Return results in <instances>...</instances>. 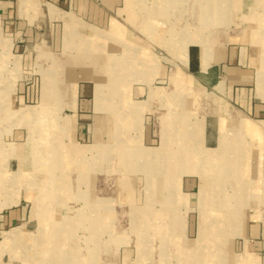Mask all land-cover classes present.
<instances>
[{
	"label": "rangeland",
	"instance_id": "obj_1",
	"mask_svg": "<svg viewBox=\"0 0 264 264\" xmlns=\"http://www.w3.org/2000/svg\"><path fill=\"white\" fill-rule=\"evenodd\" d=\"M85 7L80 6L84 10ZM103 7L111 10L113 21L121 31L116 36L112 30L100 33L102 39L99 40L106 39L109 46H118V51L124 50L123 45L144 47L158 60V68L164 65L160 69L169 76L174 71L180 72L182 67L179 58L176 62L171 58L166 70L167 55L163 51L166 35L169 39L172 37L178 56L186 64L189 47L205 44L185 40L188 35L194 39L202 36L204 38L200 39L226 50L238 48L239 71H246L251 78V84L244 88L251 90V100L256 93V100L264 103V51L256 50L259 47L254 44L260 37L259 45H264V0H143L134 6L100 5L101 9ZM59 8L44 4L40 12L51 23L75 22L78 18L79 30L87 35V19L77 17L76 12L68 15L69 11ZM37 55L32 51L16 70L10 63L2 64L0 51V91L5 88V81L16 78L18 90L24 87L27 94L28 89L36 90L35 82L40 77L53 75L50 64L40 61ZM245 63L251 69L244 67ZM207 67L205 65V70ZM228 67L229 63L222 65L220 72H214L209 79L227 82L231 73ZM151 70L159 71L157 68ZM82 72L86 70L79 69L80 75ZM152 80L151 84L134 82L131 93H141L144 97L157 90L167 92L170 87L168 80L161 76L153 75ZM80 88L83 93L88 89L87 94L91 96L94 85L83 83ZM172 90L171 87L169 91ZM178 91L187 93L189 89L176 85L175 92ZM192 91L203 95L199 116L215 120L218 107L220 111L219 100L213 98L209 88L204 90L195 84ZM183 102L185 100L180 99L178 104ZM15 104V110L24 109L25 113L22 122H18L20 117H14L15 131L8 136L3 134L1 140L5 156H0V264H264V229H253L248 223L251 220L255 225L264 224L263 159L257 161L255 155L254 165L249 168L245 162L232 163L233 158H242L233 155L225 158L228 163L220 165V170L218 166L203 164L205 173L201 175V188L196 191L202 197H195L193 203L188 196L183 198L187 185L186 179L185 182L181 180L178 190L181 197L178 198L183 200L178 204V212L174 213L180 218L176 224L171 219L175 216L166 213V201L170 196L158 199L156 191L152 190L155 183L165 182L161 180L165 164L143 167V175L140 180L133 181L131 187L117 179L121 177L117 172L118 158L105 167L95 164L94 173L89 166L88 173H81L79 167V171L74 169L64 174L54 165V154L49 151L59 143L70 145L69 137L58 136L60 140H56L49 134L44 143L46 165L41 166L38 160L43 158H38V151L35 153L28 139V130L21 127L24 120L31 118L27 117L28 109L38 102L25 99L23 106ZM166 112L165 104L156 98L142 117V132L151 131V148L159 145L157 132L161 130V118ZM0 113L2 120L4 116ZM99 119L101 117L96 121ZM259 132L260 128L256 133ZM132 135L139 140L142 134ZM95 140L101 143L102 134H96ZM227 141V136L223 135L222 148ZM99 157L101 159V155ZM98 159L96 157L95 161ZM156 176L157 180H152ZM18 209L23 210L24 219L14 224L6 223V213ZM187 221L193 227L186 228ZM178 224L180 227L175 226Z\"/></svg>",
	"mask_w": 264,
	"mask_h": 264
},
{
	"label": "crops",
	"instance_id": "obj_2",
	"mask_svg": "<svg viewBox=\"0 0 264 264\" xmlns=\"http://www.w3.org/2000/svg\"><path fill=\"white\" fill-rule=\"evenodd\" d=\"M141 3L138 0H0L2 64L10 63L18 70L20 62L35 51L38 54L37 58L40 61H47L54 70L53 75L46 74L40 77L35 82L36 90L28 89L27 94L24 87L18 90V79L5 81V88H1L0 91V112L4 116L0 120V156H5L3 152L5 146L1 141L3 134L6 133L8 136L15 131L14 117L21 118L18 122H22L24 118V109L15 110V103L23 106L25 99L36 100L38 104L28 109L27 117L31 118L24 120L21 127L28 130V139L33 143L35 153L38 151V158H43L42 161L38 160L40 165H46L44 157L47 150L44 143L49 134L54 135L56 140H60L58 136L69 137L70 145L59 143L49 151L54 154V165L64 174L74 169L79 171V167L81 173H88L89 166L91 173H94L95 164H102L105 167L110 165L114 158H118L120 167L117 172L121 177L118 176L117 179L131 187L133 181L140 180L145 171L143 167L148 165L158 167L165 164L166 169L161 173L164 179L161 180H165L166 183L164 181L155 183L152 190L156 191L155 197L158 199H162L164 195L167 198L170 196L166 201L168 207L166 213L175 216L174 213L178 212L176 209H179L178 204L183 200L178 198L181 197L178 192L181 180L186 179L187 185V189L183 188L186 192L182 195L183 198L188 196L193 203V200L200 196L196 191L201 188L203 164L215 166L214 168L218 166L217 169L220 170V165L228 163L226 159L230 155L241 156V159L233 158L232 163L245 162L247 168L254 165L255 155L257 161L262 159L264 161V103L256 100V93L251 100V90L244 88L246 84H251V78L246 71L240 73L238 67L240 64L236 56L238 48L229 47L226 50L223 46L200 39L202 36L194 39L188 35L185 40L193 39L205 44H192L189 47L186 64L178 56L177 45L173 44L172 37L169 39L167 38L169 35H166L163 45V51L167 55L165 68L167 70L171 58L175 62L176 58H179L182 67L180 72L184 74L181 75L180 72L176 74L174 71L169 76V73H164V70L160 69L164 65L158 68V60L153 59L150 51L144 47L123 45L124 50L118 51V46H109L105 42L106 39L102 42L99 40L102 39L103 32L108 33L112 30L111 33L116 36L121 31L113 21L111 10L104 7L101 9L100 5L134 6ZM44 4L56 9L61 7L70 12L68 15L76 12L77 17L87 19L90 24L87 25V35L79 30L78 18L75 22L47 21L48 18L46 19L40 12ZM83 5L87 6L85 10L80 8ZM81 10L84 12L81 13ZM259 40L260 37L254 40L256 47H259L255 49L263 52L264 45H259ZM228 63L231 70L229 82L209 79L210 75L214 72L216 74V71L220 72L221 66ZM245 64L247 66L244 67L251 69L247 63ZM205 65L208 66L206 70ZM156 68L159 69L156 73L151 70ZM79 69L86 72L80 75ZM153 75L168 80L167 84L170 87L167 88V92L157 90L144 97L141 93L135 95L131 93L134 82L151 84ZM83 83L94 85L91 96L87 94L88 89L87 93L81 91L80 85ZM195 84L204 90L209 88L213 98L219 100L220 111L218 107L215 120L199 116L203 95L202 92L192 91ZM176 85L187 87L189 92L178 91L176 94ZM171 87L173 90L169 91ZM156 98L165 104L167 112L162 116L161 130L157 132L159 145L151 148V131L142 132V117L150 110V103ZM180 99L185 100V103L179 105ZM224 102L227 105H224ZM178 109L180 110L177 111ZM258 128L259 134L256 133ZM98 133L102 134L101 143L95 140ZM134 133L142 134L138 135L140 141L137 140V136L132 135ZM223 135L227 136L228 141L222 148ZM153 138L155 139V135ZM33 141L38 144H34ZM99 155L101 159L100 157L98 159ZM211 158L214 160H208ZM102 169L104 170L103 167ZM155 174L158 175L159 172L155 170ZM152 180H157V176ZM201 197L202 194L198 198ZM22 211V209L9 211L2 219L11 224L20 222L24 219ZM171 219L176 224L180 222L179 216ZM248 223L253 229L255 227L264 229L262 222L255 225V221L249 220ZM175 226L180 227L179 224ZM186 226L193 227L188 221ZM262 240L264 241V238Z\"/></svg>",
	"mask_w": 264,
	"mask_h": 264
},
{
	"label": "bare ground",
	"instance_id": "obj_3",
	"mask_svg": "<svg viewBox=\"0 0 264 264\" xmlns=\"http://www.w3.org/2000/svg\"><path fill=\"white\" fill-rule=\"evenodd\" d=\"M156 2V1H155ZM154 12H155V10H154ZM152 24V23H151ZM148 28H151L150 26L148 27ZM184 41V40H183ZM193 43V42H192ZM197 43V42H196ZM262 43V42H261ZM182 44V43H181ZM199 44V43H198ZM187 46V45H186ZM183 47V46H182ZM182 47H180V48H182ZM184 48V47H183ZM187 50V49H186ZM128 59V58H127ZM208 64V63H207ZM118 66V65H117ZM120 66V65H119ZM128 66V65H127ZM206 67H207V65H206ZM124 68V67H123ZM126 68V67H125ZM120 71H121V69H120ZM176 93V92H175ZM177 94V93H176ZM179 94V93H178ZM180 95V94H179ZM169 96V95H168ZM178 96V95H177ZM180 97V96H179ZM264 97V96H263ZM183 100V99H182ZM142 105H144V104H142ZM133 117H135V116H133ZM138 120V119H137ZM224 139V138H223ZM223 143H224V141H223ZM226 143V142H225ZM135 145V144H134ZM119 149V148H118ZM201 149V148H200ZM122 157V156H121ZM214 185V184H213ZM204 238V237H203ZM7 240V239H6ZM8 241V240H7ZM5 243H7V242H5ZM203 243V242H202ZM186 251V250H185ZM203 263V262H202ZM240 264V263H239Z\"/></svg>",
	"mask_w": 264,
	"mask_h": 264
}]
</instances>
